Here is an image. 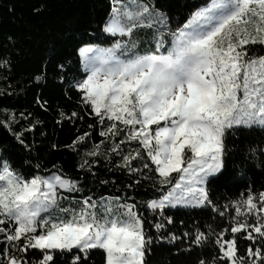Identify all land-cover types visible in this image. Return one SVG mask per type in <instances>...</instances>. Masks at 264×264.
<instances>
[{
  "label": "snow or ice",
  "instance_id": "1",
  "mask_svg": "<svg viewBox=\"0 0 264 264\" xmlns=\"http://www.w3.org/2000/svg\"><path fill=\"white\" fill-rule=\"evenodd\" d=\"M139 28L154 30V49L139 52L133 38ZM103 32L120 38L108 48L80 47V68L73 69L65 89L66 95L69 89L77 92L80 107L96 120L103 138L84 152L90 159L82 157L77 167L91 173L103 154L105 160L116 157V167L137 177L128 188L154 177L160 195L145 205L154 215L151 228L156 235L146 231L144 216L128 197H66L64 193L81 189L58 166L48 175L37 172L26 179L12 168L3 149L0 264H88L96 249L102 250L104 264H148L154 240L186 244L177 255L211 240L218 254L201 257L196 264H264V190L249 188L220 206L209 188L235 156L231 137L256 128L264 132V0H208L174 30L170 17L154 4L113 0ZM58 68L61 73L68 70L64 64ZM65 79L60 76L62 83ZM37 103L46 105L39 98ZM30 116L21 113L20 119L27 123ZM61 117L84 119L75 110L67 117L61 112ZM18 123L14 114L0 120L28 148L24 131L35 125L15 132L12 125ZM88 136L85 132L65 147L78 151ZM248 153L264 156V146L249 144ZM138 160L141 164L133 166ZM66 200L68 206L62 207ZM178 206L210 210L221 219L227 215L229 224L219 231L208 224L204 231L194 222L180 235H165L166 226L175 225L165 210ZM237 233L250 242L243 254ZM33 253L38 258L29 259Z\"/></svg>",
  "mask_w": 264,
  "mask_h": 264
},
{
  "label": "trees",
  "instance_id": "2",
  "mask_svg": "<svg viewBox=\"0 0 264 264\" xmlns=\"http://www.w3.org/2000/svg\"><path fill=\"white\" fill-rule=\"evenodd\" d=\"M207 2L151 0L157 9L170 17L173 30L184 24L195 8ZM112 7L113 0H0V120L7 121L8 115L14 114L19 121L12 125L15 132L26 130L28 123L35 125L31 131H24V141L29 146L25 148L0 124V150L7 149L6 155L12 168L26 179L37 172L48 175L54 171V165L58 166L67 178L77 181L81 189L78 193H64L66 197L71 195L74 200L84 196H92L97 200L128 197V202L136 203L144 216L146 231L155 236V230L151 228L154 215L145 205L147 200L160 195L157 191L160 186H154V177L128 188L126 186L137 177H130L127 171L116 167V157L105 160L103 154L97 158L98 163L93 165L91 173L77 167L84 152L92 149L103 138L99 135L101 129L96 120L86 115L80 107L77 92L69 89L68 94H65L66 84L74 74L73 69L80 68V47H107L120 38L103 32ZM136 36L143 46L153 36V30L139 28L133 33V38ZM60 64H64L68 70L61 73L58 68ZM61 75L66 78L63 83L60 81ZM38 76L39 80L36 79ZM37 98L40 102H46L44 108L37 103ZM74 110L84 119L61 117V112L67 117ZM21 113L26 116L31 114L27 123L20 119ZM89 125H93V128H89ZM85 132L89 136L81 142L78 151L65 147ZM249 144L253 147L264 146V132L259 128L244 130L229 140V147L235 156L229 157L224 175L209 184L212 199L220 206L238 199L249 188L254 192L264 190V156L250 155ZM53 145L56 147L53 148ZM106 147L107 142L101 147L102 153ZM128 150L125 145L123 151ZM141 162L138 160L133 166ZM144 162L150 163L147 160ZM38 164L39 169L36 168ZM101 181L106 183L102 184ZM61 206H68L67 200ZM232 214H235L234 210ZM165 215L173 216L175 220V225H167L163 230L165 235L168 232L180 235L189 230L194 222L200 223L204 231H207L208 224L217 231L229 224L227 215L221 219L218 213L210 210L201 212L199 209L177 207L166 209ZM236 238L238 250L243 254L250 242L239 233ZM186 246L179 241L173 246L167 241L154 240L152 253L147 258L148 264H196L201 257L207 259L218 254L211 240L203 248L194 247L190 252L175 254L177 249ZM33 258H38V253L29 257ZM88 264H104L102 250H93Z\"/></svg>",
  "mask_w": 264,
  "mask_h": 264
},
{
  "label": "rangeland",
  "instance_id": "3",
  "mask_svg": "<svg viewBox=\"0 0 264 264\" xmlns=\"http://www.w3.org/2000/svg\"><path fill=\"white\" fill-rule=\"evenodd\" d=\"M123 2H124V3H127L128 0H123ZM141 2H146V3H148L150 6L152 5L151 0H141ZM153 32H154V30H153ZM116 36H119V35H116ZM152 38H153V36H152L151 39H149V40L146 42V44L143 45V46L140 45V42H139V39L137 38V36L134 38V40H135L136 43H137V48H138V50H139L140 53H143V52H145V51L148 50V49H154V48H155V43H154V41H153ZM99 47H101V48H108V47H111V46H107V47L99 46ZM164 51H167V49L165 48ZM178 207H179V206H178Z\"/></svg>",
  "mask_w": 264,
  "mask_h": 264
}]
</instances>
